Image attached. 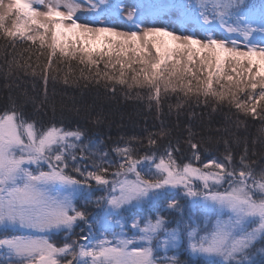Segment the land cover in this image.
I'll return each instance as SVG.
<instances>
[{"label": "snow or ice", "instance_id": "1", "mask_svg": "<svg viewBox=\"0 0 264 264\" xmlns=\"http://www.w3.org/2000/svg\"><path fill=\"white\" fill-rule=\"evenodd\" d=\"M0 41V264H264V0H0ZM113 102L160 127L93 134Z\"/></svg>", "mask_w": 264, "mask_h": 264}, {"label": "trees", "instance_id": "2", "mask_svg": "<svg viewBox=\"0 0 264 264\" xmlns=\"http://www.w3.org/2000/svg\"><path fill=\"white\" fill-rule=\"evenodd\" d=\"M3 41H0V58L3 57ZM5 81L3 78H0V108H3L8 101L9 90L4 87ZM29 92H31V83L27 85ZM52 85L49 84V94H52ZM55 102L57 107L56 120L59 121L62 118L65 120V123L73 122L75 117L73 113L65 111L63 114L60 111L61 100L64 101L69 107L71 106L72 99H80V92L74 88L65 89L63 85H57L55 88ZM12 94L14 96H19L18 90H13ZM95 95L94 92L88 93L85 95L84 100L88 103H91L92 97ZM175 104V100L171 101ZM28 111H31L29 106ZM104 110L106 112L115 113V122L112 123V126L109 128L107 126L103 128H94L89 125L91 132L101 138L107 139L108 136H111L113 140L118 139L120 136H131L133 134H140L143 132L144 128L150 130H156L160 127V121L155 119V114L147 115V113L137 104L134 103H124V102H113L111 104H105ZM196 112L198 114V119L193 121L196 131L201 132L203 135L207 136L209 134L215 135V129L223 125L231 127L229 120H226L223 113H211L205 110V113L202 118H199V113L201 109L197 108ZM123 117L121 120L120 117ZM52 118V112L49 110L48 115L43 117L45 121ZM83 122V121H81ZM169 123L175 122V115L168 117ZM186 123V118L181 117V125ZM122 125V126H121ZM74 126V124H73ZM260 127L258 121H250L247 129L244 126H240L238 130V135L240 137H247L249 147H253V141H256L255 149L258 153L264 152V145H262L257 137V129ZM211 129V133H209ZM233 131H237L233 129ZM241 149L236 148V151L239 152ZM78 231V230H77ZM182 260H186L187 256H181Z\"/></svg>", "mask_w": 264, "mask_h": 264}]
</instances>
